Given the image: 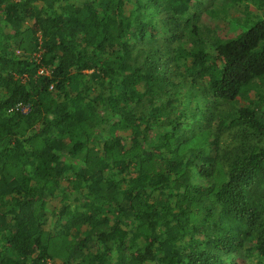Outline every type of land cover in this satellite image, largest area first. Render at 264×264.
I'll return each instance as SVG.
<instances>
[{
	"label": "trees",
	"instance_id": "trees-1",
	"mask_svg": "<svg viewBox=\"0 0 264 264\" xmlns=\"http://www.w3.org/2000/svg\"><path fill=\"white\" fill-rule=\"evenodd\" d=\"M216 3L0 0V264H264V17Z\"/></svg>",
	"mask_w": 264,
	"mask_h": 264
},
{
	"label": "rangeland",
	"instance_id": "rangeland-1",
	"mask_svg": "<svg viewBox=\"0 0 264 264\" xmlns=\"http://www.w3.org/2000/svg\"><path fill=\"white\" fill-rule=\"evenodd\" d=\"M226 1H228V0H226ZM213 2H214V0H213ZM216 2H217L215 4L216 6L218 5V2H219V7H218L217 13L221 17H224L225 19L220 18V19L216 20V22L215 21H213V22H215L216 25H218L219 28H221L220 30H217V31L222 37L231 36V35L235 34L238 30L241 31V30L247 29V26H245L241 29V24L239 22L235 21L233 18H238L241 21L244 18H246L247 16L255 17L256 15H259L261 17H264V7L262 9H258L256 6L251 4L250 1H247V0H242L241 2L237 3L234 6L230 5L228 8L220 6V3L224 2V0H216ZM207 21L208 20H205L206 23H208ZM209 26H211V25H209ZM250 97L254 98L253 92L250 93ZM238 104L239 105H245L246 102L243 99L239 98Z\"/></svg>",
	"mask_w": 264,
	"mask_h": 264
},
{
	"label": "built area",
	"instance_id": "built-area-1",
	"mask_svg": "<svg viewBox=\"0 0 264 264\" xmlns=\"http://www.w3.org/2000/svg\"><path fill=\"white\" fill-rule=\"evenodd\" d=\"M42 71L43 70H40V72H42ZM30 107H31L30 104L17 103L15 105V107L12 109L17 110V111L21 112L22 114H26L30 111Z\"/></svg>",
	"mask_w": 264,
	"mask_h": 264
}]
</instances>
